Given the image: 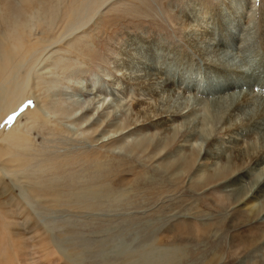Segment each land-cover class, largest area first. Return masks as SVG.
<instances>
[{
	"label": "rangeland",
	"instance_id": "rangeland-1",
	"mask_svg": "<svg viewBox=\"0 0 264 264\" xmlns=\"http://www.w3.org/2000/svg\"><path fill=\"white\" fill-rule=\"evenodd\" d=\"M263 31L264 0H0V264H264Z\"/></svg>",
	"mask_w": 264,
	"mask_h": 264
},
{
	"label": "bare ground",
	"instance_id": "bare-ground-1",
	"mask_svg": "<svg viewBox=\"0 0 264 264\" xmlns=\"http://www.w3.org/2000/svg\"><path fill=\"white\" fill-rule=\"evenodd\" d=\"M245 3H246V1H245ZM82 4V3H81ZM245 8V7H244ZM232 10V9H231ZM209 11V10H208ZM222 11V10H221ZM241 11V10H240ZM245 12V11H244ZM221 13V12H220ZM240 13V12H239ZM229 15V14H228ZM77 18V17H76ZM205 20V19H204ZM220 20V19H219ZM209 21V20H208ZM188 23V22H187ZM75 24H76V22H75ZM262 24V23H261ZM193 26V25H192ZM202 26V25H201ZM198 27H200V24H198L197 25V28L196 29H199ZM186 29H187V27H185ZM242 29H243V27H242ZM244 30V29H243ZM249 32V31H248ZM258 32V31H257ZM264 32V31H263ZM262 32V33H263ZM207 33V32H206ZM226 33V32H225ZM198 35V34H197ZM207 35V34H206ZM246 35V34H245ZM211 36V35H210ZM251 36V35H250ZM263 36V35H262ZM211 38H213V37H211ZM242 38V37H241ZM210 39V38H209ZM204 40V39H203ZM202 40V41H203ZM211 40V39H210ZM264 40V39H263ZM205 41H207V40H205ZM209 41V40H208ZM238 41H239V39H238ZM259 41V40H258ZM1 42V41H0ZM18 42V41H17ZM204 42V41H203ZM222 42V41H221ZM12 43H13V41H12ZM22 43V42H21ZM237 43V42H236ZM200 44V43H199ZM211 44V43H210ZM261 44V43H260ZM15 45L16 44H13L12 46H11V49H12V51L15 49ZM17 46V45H16ZM198 46V45H197ZM259 46V45H258ZM262 46V45H261ZM21 46L19 45V47H17V48H20ZM207 47V46H206ZM264 47V46H263ZM196 49V48H195ZM198 49V48H197ZM196 49V50H197ZM264 49V48H263ZM212 50V49H211ZM210 50V51H211ZM228 51V50H227ZM260 51V50H259ZM11 52V51H10ZM14 52H16V51H14ZM18 52V51H17ZM16 52V53H17ZM201 52V51H200ZM220 53V52H219ZM218 53V54H219ZM20 54V53H19ZM208 54V53H207ZM213 54H216V53H213ZM220 54H222V53H220ZM257 54V53H256ZM1 55H4V54H1ZM262 55V54H261ZM7 56V55H6ZM223 56V55H222ZM9 57V56H8ZM13 57V56H12ZM219 57V56H218ZM20 58V57H19ZM5 59V58H4ZM132 59V58H131ZM130 59V60H131ZM204 60H206V59H204ZM220 60V59H219ZM261 60V59H260ZM8 61H9V58H8ZM253 61V60H252ZM262 61V60H261ZM10 62V61H9ZM17 62V61H16ZM22 62V61H21ZM130 62V61H129ZM11 63V62H10ZM10 63H8V62H6V61H4V62H2L1 64H0V73H1V75L3 76V78H2V80H5L6 79V77H7V71L5 70V68H7L9 65H10ZM211 63V62H210ZM219 63H220V61H219ZM235 63V62H234ZM133 64V63H132ZM217 64V63H216ZM224 64V63H223ZM230 64V63H229ZM253 64V63H252ZM130 65V64H129ZM125 66H126V64H125ZM147 66V65H146ZM199 66V65H198ZM209 66V65H208ZM207 66V67H208ZM218 66V65H217ZM220 66H222V64L220 65ZM259 66V65H258ZM216 67V66H215ZM223 67V66H222ZM218 68V67H217ZM255 68V67H254ZM231 69V68H230ZM258 69V68H257ZM10 70V69H9ZM241 70V69H240ZM255 70V69H254ZM260 71H262V70H260ZM259 71V72H260ZM155 72V71H154ZM162 72V71H161ZM217 72V71H216ZM240 72V71H239ZM263 72V71H262ZM233 73V72H232ZM155 74H156V72H155ZM221 77V76H220ZM242 77V76H241ZM244 77V76H243ZM242 77V78H243ZM141 79V78H140ZM187 79V78H186ZM262 79H263V77H262ZM221 80V79H220ZM260 80V79H259ZM195 81V80H194ZM5 82V81H4ZM143 82V84L144 85H148L149 83L148 82H145V81H142ZM141 82V83H142ZM170 82V81H169ZM256 83V82H255ZM94 84H95V82H93V83H91L85 90L86 91H91V89L94 87ZM86 86V85H85ZM118 86V85H117ZM171 87V86H170ZM241 87H243V86H241ZM246 87V86H245ZM256 87V86H255ZM154 88V87H153ZM155 89V88H154ZM246 89V88H245ZM244 89V90H245ZM198 90H200V89H198ZM241 90H242V88H241ZM146 91V90H145ZM196 91V90H195ZM95 92H97V91H95ZM85 93V92H84ZM216 94V93H215ZM228 94V93H227ZM197 95V94H196ZM4 96V95H3ZM236 96V95H235ZM185 97H187V96H185ZM220 98V97H219ZM93 99V98H92ZM228 99V98H227ZM4 99H2V101H3ZM217 100V99H216ZM1 101V100H0ZM187 101V100H186ZM193 101V100H192ZM191 101V102H192ZM262 101V100H261ZM99 102H101V101H99ZM233 102V101H232ZM246 102V101H245ZM235 103V102H234ZM187 104V103H186ZM213 104V103H212ZM217 104V103H216ZM216 104H214V105H216ZM233 104V103H232ZM241 104V103H240ZM100 105V104H99ZM143 105V104H142ZM188 105V104H187ZM194 105V104H193ZM213 106V105H212ZM245 106H247V105H245ZM249 106V105H248ZM6 107H8V105H6ZM83 107V106H82ZM145 107V106H144ZM142 106H141V110H142ZM250 108V107H249ZM246 109H248L247 107H246ZM240 110V109H239ZM9 114V113H8ZM215 114V113H214ZM221 114V113H220ZM234 114V113H233ZM232 114V115H233ZM231 115V116H232ZM256 115V114H255ZM170 116V115H169ZM225 116V115H224ZM220 117V116H219ZM230 117V116H229ZM239 117V116H238ZM159 118V117H158ZM166 118H168V117H166ZM160 119V118H159ZM249 119V118H248ZM168 120H170L171 121V119H169L168 118ZM164 121V120H163ZM162 121V122H163ZM246 121V120H245ZM160 123H161V121H160ZM239 123V122H238ZM248 123H250V122H248ZM255 123V122H254ZM259 124V123H258ZM247 127V126H246ZM253 127V126H252ZM261 127H263V125L261 126ZM7 129V128H6ZM4 133V132H3ZM7 134V133H6ZM8 135V134H7ZM4 136H5V134H4ZM3 136V137H4ZM18 136V139L20 140V136H19V134L18 133H16V132H11L10 133V138H11V141H14V140H16L15 138ZM239 137V136H238ZM8 138V137H7ZM5 139H6V137H5ZM7 140V139H6ZM3 141H5V140H3ZM6 142V141H5ZM204 144V143H203ZM7 149V147H4L3 149L1 148L0 149V152H4L5 150ZM255 163V162H254ZM256 166V165H255ZM251 169V168H250ZM256 184V183H255ZM258 192V191H257Z\"/></svg>",
	"mask_w": 264,
	"mask_h": 264
}]
</instances>
